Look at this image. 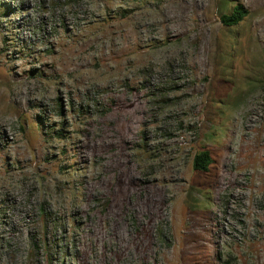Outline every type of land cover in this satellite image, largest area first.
Masks as SVG:
<instances>
[{"label": "rangeland", "instance_id": "374dc122", "mask_svg": "<svg viewBox=\"0 0 264 264\" xmlns=\"http://www.w3.org/2000/svg\"><path fill=\"white\" fill-rule=\"evenodd\" d=\"M207 261L264 264V0H0V264Z\"/></svg>", "mask_w": 264, "mask_h": 264}, {"label": "trees", "instance_id": "16d2710c", "mask_svg": "<svg viewBox=\"0 0 264 264\" xmlns=\"http://www.w3.org/2000/svg\"><path fill=\"white\" fill-rule=\"evenodd\" d=\"M247 11L240 4H235L229 13L220 15V23L226 28H232L238 26L244 21L247 16ZM213 164V158L209 151L203 150L196 153L192 159V168L195 172L208 173L211 165ZM216 252L215 261L219 259L218 250ZM215 263V262H214ZM217 263V261H216ZM204 264H213L209 261Z\"/></svg>", "mask_w": 264, "mask_h": 264}]
</instances>
